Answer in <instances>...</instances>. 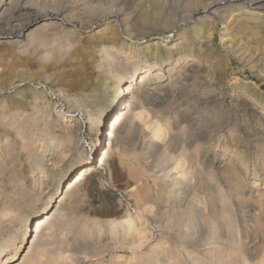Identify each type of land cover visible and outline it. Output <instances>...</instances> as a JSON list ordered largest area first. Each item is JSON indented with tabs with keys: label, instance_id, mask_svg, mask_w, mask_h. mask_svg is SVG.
Masks as SVG:
<instances>
[{
	"label": "rangeland",
	"instance_id": "1",
	"mask_svg": "<svg viewBox=\"0 0 264 264\" xmlns=\"http://www.w3.org/2000/svg\"><path fill=\"white\" fill-rule=\"evenodd\" d=\"M249 1L0 0V264H264V19L234 23ZM216 2L230 15L203 14ZM142 63L158 80L117 97Z\"/></svg>",
	"mask_w": 264,
	"mask_h": 264
},
{
	"label": "bare ground",
	"instance_id": "2",
	"mask_svg": "<svg viewBox=\"0 0 264 264\" xmlns=\"http://www.w3.org/2000/svg\"><path fill=\"white\" fill-rule=\"evenodd\" d=\"M217 3V2H216ZM249 6L248 7H246V8H244L245 9V11H238L239 13L238 14H236L235 16H234V18H235V22L234 23H236V24H239L240 22H250V21H253V22H259L261 19H264L263 17H264V0H250L249 1ZM247 4V5H248ZM6 5V4H5ZM220 4L219 3H217V4H208V6H206L205 8H203V14H205V15H207V16H212L213 17V20L216 18V19H220V18H222V16H223V18H224V13L226 12V13H228L227 11H225L222 15H221V12L222 11H220L219 9L220 8H218V6H219ZM8 6V5H7ZM221 8H222V6H220ZM234 8V7H233ZM241 7H239V9H240ZM223 9V8H222ZM225 9V8H224ZM229 9V8H228ZM235 9L236 8H234V10L233 9H231V10H233V11H235ZM243 9V10H244ZM237 10V9H236ZM237 12V11H236ZM196 13H198V12H196ZM200 13V12H199ZM225 13V14H226ZM231 13V12H230ZM117 15L116 16H118V13H116ZM3 15V14H2ZM112 15V14H111ZM230 14L228 13V16H229ZM115 16V17H116ZM227 16V17H228ZM2 17V16H1ZM231 17V16H230ZM119 19V18H118ZM225 19H226V17H225ZM231 19V18H230ZM232 19H233V17H232ZM120 20V19H119ZM206 20V19H205ZM229 20V19H228ZM208 21V20H207ZM216 21V20H215ZM218 21V20H217ZM223 21V20H222ZM226 21V20H225ZM228 22V21H227ZM230 22H232V21H230ZM233 24V23H232ZM235 24V25H236ZM117 25H118V20H117ZM214 25V24H213ZM231 25V24H230ZM119 26V25H118ZM247 27H249V26H247ZM262 27V26H261ZM114 28V27H113ZM115 28H118L117 26L115 27ZM179 29H180V26H175V28H174V31H179ZM211 29V28H210ZM229 29H231V27H229ZM236 29H237V27H236ZM225 30H227V29H225ZM243 30V29H242ZM211 32H212V30H210ZM215 31V30H214ZM229 31V30H228ZM226 32V31H225ZM233 32H235L234 30H233ZM244 32V31H243ZM249 33V32H248ZM251 33V32H250ZM254 33V32H253ZM198 34V33H197ZM208 34L209 35H212V33H209L208 32ZM229 34V33H228ZM244 34V33H243ZM247 34V33H246ZM198 35H200V33L198 34ZM239 35V34H238ZM224 36V35H223ZM242 36V35H241ZM252 36H255V35H252ZM183 37V36H182ZM245 37H247V36H245ZM225 38V37H224ZM235 38V37H234ZM237 38V37H236ZM250 38V37H249ZM210 39V38H209ZM208 39V40H209ZM212 39V38H211ZM252 39H254V37L252 38ZM238 40H239V38H238ZM184 41H186V40H184ZM232 41H233V39H232ZM232 41H231V43H232ZM253 41V40H252ZM264 42V41H263ZM213 43V42H212ZM238 43V42H237ZM237 43H236V45H237ZM249 43V42H248ZM229 44V43H228ZM263 44V43H262ZM233 45V44H232ZM192 46V45H191ZM234 46V45H233ZM229 47H231V44H229ZM236 47V46H235ZM234 47V48H235ZM238 47V46H237ZM226 48V47H225ZM227 50H229L230 51V49H227ZM238 50H239V48H238ZM231 51H232V49H231ZM231 51H230V53H231ZM236 52H237V50H236ZM242 52V51H241ZM170 53V52H169ZM229 53V52H228ZM232 54H233V51H232ZM236 54V53H235ZM236 55H238V54H236ZM243 55V54H242ZM247 55V54H246ZM249 55V54H248ZM258 55H260V54H258ZM264 55V54H263ZM239 56V55H238ZM239 57H242V56H239ZM245 57H247V56H245ZM251 57V56H250ZM258 57H261V55L260 56H258ZM253 58V57H252ZM254 59H256V58H254ZM253 61V60H252ZM194 62V61H193ZM194 64L193 63H188V64H186V66H187V68H188V66L189 67H191V66H193ZM196 65V64H195ZM153 66V65H152ZM151 65H146V64H140V65H138L137 67H135L132 71H130V72H128L124 77H121L120 79H118L117 81H116V83H117V88H118V92H117V94H116V96L117 97H119L120 99H124V95L126 94V92H127V94H139L140 93V91H141V89H143L142 88V86H144L145 87V83L149 80V76L150 75H152L153 76V74H151L152 73V70H153V67H152ZM200 66V65H199ZM186 68V67H185ZM158 72V71H157ZM160 73H157V75H159ZM151 76V77H152ZM153 77H155V80L157 79L158 80V76L156 77L155 75L153 76ZM152 79V78H151ZM154 80V79H153ZM157 82H159V81H157ZM157 82H154L153 81V83H151V84H149L150 85V87H152V85H156L157 84ZM148 83V82H147ZM139 84V87H137V89H139V91H135V92H133L134 91V89H135V86H137ZM159 84V83H158ZM114 86H115V84H114ZM147 86V85H146ZM148 87V86H147ZM115 88V87H114ZM150 89V88H149ZM136 90V89H135ZM145 91V90H144ZM150 91V90H149ZM143 94V93H142ZM113 100H115V99H113ZM118 101V100H117ZM111 103V102H110ZM125 103V101H123V103L121 102L120 103V101L118 102V103H116V105H115V107H114V109L113 110H106L107 112V114L109 115V114H112L114 111L116 112L117 110L118 111H120L121 112V110H122V107H123V104ZM132 103V102H131ZM125 106H127V105H125ZM116 108V109H115ZM120 115V114H119ZM105 117V116H104ZM110 118V117H109ZM106 119V118H105ZM100 121H103L102 120V118H101V120ZM113 121H115V124L113 125V129H112V134H111V138H113V134H114V132L116 131V129H117V127H118V125H119V118L118 117H116V118H114L111 122H110V126H109V129H110V127H111V125H112V122ZM106 125V124H105ZM102 130H100V131H98V138L93 142H88L90 145V147H92V151H94V153L95 154H97V153H99V151H100V149H101V146H102V144H103V134H102ZM105 146V145H104ZM244 157V156H243ZM238 158V157H237ZM237 161H238V159H237ZM241 161H243V160H241ZM240 161V162H241ZM88 163V147H85L84 149H83V151L80 153V155H79V157H78V159L73 163V168H76L77 166H79V165H86ZM237 163V162H236ZM84 168V167H83ZM76 171H77V169H76ZM72 174V173H71ZM67 179V178H66ZM65 179V180H66ZM63 184V183H62ZM59 186V185H58ZM57 186V187H58ZM58 189V188H57ZM56 191V190H55ZM50 193V192H49ZM50 199V198H49ZM47 209V205L43 208V209H40V210H38V213H36L35 212V214L33 215V217H32V219H31V222L32 221H34L35 219H37V218H39V215L41 214V215H44V213H46V210ZM45 216V215H44ZM129 222V221H128ZM131 222V221H130ZM44 222H42V220L41 219H37V221H36V225H38V229H37V233H36V236H35V238H37V236L39 235V233H41V231H42V229H43V226H44V224H43ZM35 224V223H34ZM128 224V223H127ZM130 224V223H129ZM28 225V224H27ZM131 226V225H130ZM37 228V227H36ZM132 228V227H131ZM135 228V227H134ZM134 228H132L133 230H134ZM33 229V228H32ZM31 229V230H32ZM30 230V231H31ZM126 230V229H125ZM124 230V231H125ZM128 231H130V230H128ZM127 232V231H126ZM133 232V231H132ZM125 233V232H124ZM130 233H131V231H130ZM133 233H135V230H134V232ZM128 234V233H127ZM30 235H32L31 233H30ZM125 235H126V233H125ZM130 236V235H129ZM32 237V236H31ZM23 239V241L22 242H25V241H27L28 240V237H27V235H24V237H22ZM20 247V246H19ZM6 245H5V247H3L2 249H0V257L2 256V254L6 251ZM9 249V248H8ZM9 256V255H8ZM17 256V254H15L13 257H10L9 256V260H13L14 258H17L16 257ZM1 261V260H0Z\"/></svg>",
	"mask_w": 264,
	"mask_h": 264
},
{
	"label": "built area",
	"instance_id": "3",
	"mask_svg": "<svg viewBox=\"0 0 264 264\" xmlns=\"http://www.w3.org/2000/svg\"><path fill=\"white\" fill-rule=\"evenodd\" d=\"M109 139H111V133L109 134Z\"/></svg>",
	"mask_w": 264,
	"mask_h": 264
}]
</instances>
